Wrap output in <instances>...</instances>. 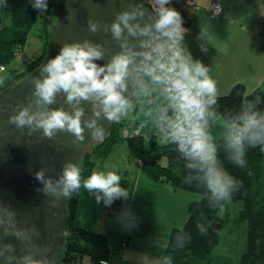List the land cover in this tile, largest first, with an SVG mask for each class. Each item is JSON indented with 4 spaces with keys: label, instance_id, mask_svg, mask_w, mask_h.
<instances>
[{
    "label": "clouds",
    "instance_id": "clouds-1",
    "mask_svg": "<svg viewBox=\"0 0 264 264\" xmlns=\"http://www.w3.org/2000/svg\"><path fill=\"white\" fill-rule=\"evenodd\" d=\"M169 3L170 0H155L158 5L155 9V32L152 26L141 28L139 24L130 23L137 18L135 10L118 13L110 25V31L116 39H120L124 29L132 36L147 37L140 41V53L132 49L121 51L113 55L106 65H98L96 61L103 59L104 55L101 45L89 40L66 43L44 64L41 72L46 75H43V79L34 81L33 94L39 106L53 104L56 95L63 92L69 104L91 102L93 115L97 119L103 114L107 121L119 122L130 107L129 100L123 93L127 91L130 65L134 64L139 55L140 62L135 64V67L143 71L148 81L141 78L137 81V86L146 89L150 83L164 99L158 110L159 131L168 142L178 146L179 152L188 160L187 167L202 174L211 198L217 203L227 201L240 185L228 170L220 166L217 146L211 142V135L206 130V113L209 106L216 103V82L209 75L210 68L198 60L193 61L190 53H186L181 46L184 32L182 17L174 7H166ZM34 7L46 10L47 4L44 0H35ZM143 15V12H139V16ZM88 24L93 33L98 30L97 22L90 19ZM169 108L172 110L171 116L167 114ZM82 116L83 109L80 107H74L72 113L63 108H41L30 113L25 107L10 116L9 123L17 128L29 126L42 129L47 138H52L56 132H67L79 142L84 140L86 126L92 130V139H102L104 129L97 126V119L86 121L82 126ZM239 119L242 123H230L226 141L231 150L230 159L239 167H243L245 141L251 146L259 144L264 150V114L247 111ZM36 177L44 181L47 192L57 197H69L81 187L80 169L73 163L66 164L55 185L50 179L44 180L42 171L37 172ZM119 182L120 176L115 171H93L83 181V187L90 192H102L106 197L105 202L110 203L117 197L127 196L126 190L120 187ZM96 199L99 201L100 197L97 196ZM199 227L203 233V225ZM13 234L21 236L20 230H15ZM12 252V245L0 246V258H3L6 264H12L15 259H18L20 264H44L42 260L33 258L30 253L16 258L11 255ZM166 264H170L168 258Z\"/></svg>",
    "mask_w": 264,
    "mask_h": 264
},
{
    "label": "trees",
    "instance_id": "trees-1",
    "mask_svg": "<svg viewBox=\"0 0 264 264\" xmlns=\"http://www.w3.org/2000/svg\"><path fill=\"white\" fill-rule=\"evenodd\" d=\"M61 1L44 0L47 4L45 10L34 7L35 0H0V67H5L4 70L0 69V73L8 69V73L0 76V94L44 61L51 39L50 21L56 16ZM137 4L143 13L158 7L155 0H137ZM168 5H172L171 0ZM36 24L41 27L40 36L44 37L43 52L31 60L25 68L21 70L11 68L10 65L26 45L29 34ZM144 81L147 82L148 77ZM152 88L153 85L148 83L146 89L137 87L135 94L144 97ZM247 111L264 114V87L248 90L245 84L235 83L227 93L217 94L216 103L209 106L206 113V130L209 132L214 112L223 116L229 123L235 121L240 124L242 121L239 117ZM168 113L172 115V110H168ZM123 124V116L119 122H113L109 132L92 146L79 167L81 187L68 197L70 226L61 264H83L84 256H89L94 264H99L102 259L112 262L116 259L108 235L80 226L75 219L81 205L80 193L83 181L92 174L96 165L108 160L120 143H126L131 157L142 161L144 173L153 180L169 182L173 188L182 192L201 194L199 200L190 202L189 217L183 226L174 227L170 233L168 250L184 257L183 264L212 262V250L220 242L223 228L233 219L225 215L224 211L229 203L237 201H241L243 205L234 219L247 222V243L239 264H264V150L261 145L251 146L245 141V165L239 167L230 159L231 150L226 136L218 140L219 164L239 181L240 186L233 191L229 200L217 203L211 198L202 174L187 167L188 160L179 152L177 145L171 142L161 144L154 139L147 149L142 136L122 135ZM161 157L167 158V165L160 162ZM126 184L128 180H120L122 189H126ZM116 199L119 200L118 204ZM121 201L122 196L115 198L113 206L116 210H120ZM200 225L205 229L203 233Z\"/></svg>",
    "mask_w": 264,
    "mask_h": 264
},
{
    "label": "water",
    "instance_id": "water-1",
    "mask_svg": "<svg viewBox=\"0 0 264 264\" xmlns=\"http://www.w3.org/2000/svg\"><path fill=\"white\" fill-rule=\"evenodd\" d=\"M133 10L137 12V18L130 23L139 24L141 28L152 26L155 32V9L144 12L141 17L137 0H62L56 16L50 21L51 39L44 61L0 94V246L12 245L14 252L11 255L16 258L30 253L44 264H61L70 226L69 198L47 192L44 181L37 179L36 174L42 171L44 180L50 179L55 185L66 164L80 167L100 139H92V130L86 126L83 142L67 132H56L52 138H47L42 129L17 128L9 123V117L25 107L30 113L41 108H63L72 113L74 107H80L83 109L82 126L86 121L97 119L91 102L69 104L63 92L56 95L53 104L38 106L33 94L34 81L43 79L46 75L41 72L44 64L66 43L89 40L101 45L104 55L96 61L98 65H106L121 51L132 49L140 53V41L147 37L132 36L124 29L120 39H116L110 31L118 13ZM90 19L99 25L94 33L89 30ZM139 62L137 55L134 64L130 65L127 91L123 93L127 99L135 93L137 81L147 77L135 67ZM112 124L103 114L97 119V126L104 129V136ZM15 230H20V237L13 234ZM0 264H6V261L0 258ZM12 264H20V261L15 259Z\"/></svg>",
    "mask_w": 264,
    "mask_h": 264
},
{
    "label": "crops",
    "instance_id": "crops-1",
    "mask_svg": "<svg viewBox=\"0 0 264 264\" xmlns=\"http://www.w3.org/2000/svg\"><path fill=\"white\" fill-rule=\"evenodd\" d=\"M214 1L222 4L221 14H212ZM171 2L172 5L166 7H174L182 17L184 32L181 46L186 53H190L193 61L198 60L210 68L209 75L216 82L217 94L227 93L238 82L245 84L248 90L264 87V0ZM134 99L135 106L123 115L122 135L142 136L147 149L154 139L161 144L167 143L168 140L157 127L158 110L164 103L159 91L154 90L153 86L146 96ZM212 117L209 134L211 142L217 146L218 140L227 136L230 123L217 112ZM160 162L164 165L162 157ZM122 179L128 180V195L132 180L127 177ZM134 180L132 203L129 201L125 206L127 196H124L120 210H116L113 206L115 199L112 200L109 216L119 215L121 218L122 210L127 212V217L130 215V223L124 228V243L120 247L119 241L111 244L112 251L116 253L115 264H166V258L168 261L172 259L171 264H183L184 257L178 258L169 252V237L178 220L182 223L187 220L188 206L193 198L190 196L186 199V195L190 194L173 188L169 182L153 180L140 167ZM97 196L102 201L106 199L102 192H90L82 185L81 205L75 220L80 226L110 236L109 222L113 221H104V211ZM133 217L139 220V226L131 222ZM85 257L91 260L89 256H84L83 264H89Z\"/></svg>",
    "mask_w": 264,
    "mask_h": 264
},
{
    "label": "rangeland",
    "instance_id": "rangeland-1",
    "mask_svg": "<svg viewBox=\"0 0 264 264\" xmlns=\"http://www.w3.org/2000/svg\"><path fill=\"white\" fill-rule=\"evenodd\" d=\"M50 1H55V0H50ZM41 33H42L41 27L39 26V24H36L32 28L29 34L26 45L19 51V55L10 65L11 68H19L20 70L23 69L31 60L35 59L43 52L45 41H44V37L40 36ZM7 70L2 71L0 73V76H4L6 73H8ZM138 96H139L138 94L134 93L131 97L128 98L130 107L126 112H128L129 110L132 109L133 106H135L136 99L134 98H139L140 96L139 97ZM158 140L161 141L160 139ZM162 162L164 163V165H167L168 163L167 158L162 157ZM141 165H142V161L140 159L136 160L135 158L131 157L130 150L127 147V145L125 143H120L115 148V150L113 151L112 155L108 158V160L105 163H99L98 165H96L94 171H101L104 173H107L109 171H115L116 174L120 176V178L127 177L130 181L132 180V185L129 188L126 199L124 200V205L126 206L129 203V201L131 202L132 200V193H133L132 189L135 184L134 176L138 175L139 167L143 170ZM125 188H126L125 190L127 191L128 187ZM185 194H190V195H186V199L190 198L191 196V198H193L191 201L199 200L201 198V194L197 192H192V193L185 192ZM123 198L124 196H122V200ZM105 201L106 199L104 201H102L101 199L99 205H102L101 208L102 211H104L103 212L104 221L107 220L113 221V223L109 222L111 224V227L109 228L110 243L112 244L116 241H119V247H120L121 244L124 243L123 240L124 228H126V225L130 223V215L129 217H127L126 215L127 212L122 210L121 213H123V217L121 218L119 217V215H115L114 217L109 216L112 210V201L110 203H106ZM118 201L119 200L116 199L117 204ZM242 205L243 203L241 201H237V202L229 203L228 206L226 207L224 211L225 215L233 219L231 220L230 224H228V226H225L223 228L220 236V242L212 250L213 260L210 264H239L240 256L245 250L247 243V222L234 218L238 215L239 210L242 208ZM133 219L134 220H131V222L139 226V220L135 217H133ZM178 221L179 222L178 224H176V227L183 226V223L180 220ZM175 256H177L178 258L179 257L182 258V256H179L177 254H175ZM85 261H87L89 264L93 263L88 257H85ZM169 262L170 264L173 263L172 259H170Z\"/></svg>",
    "mask_w": 264,
    "mask_h": 264
},
{
    "label": "built area",
    "instance_id": "built-area-1",
    "mask_svg": "<svg viewBox=\"0 0 264 264\" xmlns=\"http://www.w3.org/2000/svg\"><path fill=\"white\" fill-rule=\"evenodd\" d=\"M186 2L192 3V0H186ZM211 12L214 15L221 14L223 12V6H222V4L219 1H214L212 3V6H211ZM0 69L1 70H4L5 67L1 66ZM102 262H103V264H115L114 262H112V261H110L108 259H102V260H100L99 264H102Z\"/></svg>",
    "mask_w": 264,
    "mask_h": 264
}]
</instances>
